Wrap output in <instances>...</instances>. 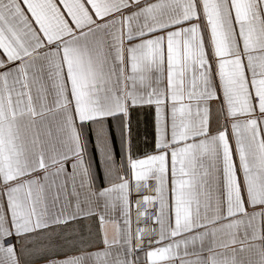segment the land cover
<instances>
[{
    "label": "snow or ice",
    "instance_id": "1",
    "mask_svg": "<svg viewBox=\"0 0 264 264\" xmlns=\"http://www.w3.org/2000/svg\"><path fill=\"white\" fill-rule=\"evenodd\" d=\"M0 264H264V0H0Z\"/></svg>",
    "mask_w": 264,
    "mask_h": 264
}]
</instances>
